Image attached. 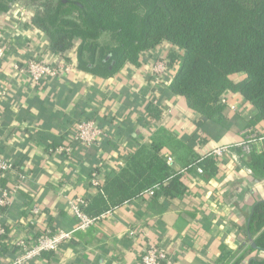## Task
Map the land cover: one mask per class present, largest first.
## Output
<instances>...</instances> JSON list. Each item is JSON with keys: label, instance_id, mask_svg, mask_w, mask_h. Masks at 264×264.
<instances>
[{"label": "crops", "instance_id": "crops-1", "mask_svg": "<svg viewBox=\"0 0 264 264\" xmlns=\"http://www.w3.org/2000/svg\"><path fill=\"white\" fill-rule=\"evenodd\" d=\"M35 14L32 7L15 5L0 16V31H16L7 35L13 37L10 50L18 60L37 53L55 59L45 34L33 26ZM168 48L145 55L140 67L129 65L108 80L79 70L76 48L62 56L73 62L74 74L36 89L9 67L3 73L0 65V85L8 88L9 95L0 105V159L15 163V171L0 172V185L10 186L19 175L25 177L18 197L0 212V227L6 229V235L0 236L6 237L0 241V264H8L20 254L22 240L29 241L45 230L71 231L77 220L69 200L82 197L93 208V200L99 196L106 208L98 213L106 217L76 235L57 254L42 256L34 264H142L140 252L149 245L167 251L166 264H237L240 256L243 261L239 264H249L250 259L264 257L249 249L252 243L244 232L252 206L264 200V180L253 177L249 159H242L238 150L218 166L214 176L200 177L194 171L185 176L186 193L173 197L140 195L116 206L113 195L103 197L91 187L95 166L104 165L108 183L131 169V157L156 141L159 131L167 130L177 139L194 133L206 137L204 145L194 148L198 155H205L217 146L238 143L241 131L251 126L256 109L238 93L229 94L233 104H241L239 110L225 105L224 121L209 122L197 130L194 119L198 116L185 99L162 92V107L167 111L149 123L150 98L156 97L149 83L150 63L166 55ZM83 118L110 131L102 147L77 145L69 158L50 153L51 146L61 144ZM256 127L264 129V123ZM161 154L175 158L168 146ZM184 157L181 161L175 158L176 171L187 166L190 153ZM35 207L41 214L32 224Z\"/></svg>", "mask_w": 264, "mask_h": 264}, {"label": "trees", "instance_id": "trees-1", "mask_svg": "<svg viewBox=\"0 0 264 264\" xmlns=\"http://www.w3.org/2000/svg\"><path fill=\"white\" fill-rule=\"evenodd\" d=\"M15 5L36 10L33 26L47 35L54 54L77 48L78 69L101 79H111L129 65L140 67L145 55L169 46V66L175 72L163 93L185 99L198 116L197 130L225 120L222 98L229 93L240 94L256 109L251 126L264 123V0H0V16ZM148 110L149 123L162 117L152 103ZM158 134L150 149L131 157V169L104 183L105 194L113 195L116 206L156 185L161 189L153 197L186 191L180 175L170 179L161 150L168 146L178 161L190 153L189 164L191 158L201 159L194 148L207 139L197 133L182 139L167 130ZM248 159L253 177L263 181L264 143L253 148ZM198 166L210 177L218 170L212 157ZM93 201L97 210L91 204L88 212L97 215L106 208L102 197ZM244 232L257 246L250 244L249 249L264 254V200L252 206ZM241 261L243 256L237 264ZM249 264H264V257Z\"/></svg>", "mask_w": 264, "mask_h": 264}, {"label": "built area", "instance_id": "built-area-1", "mask_svg": "<svg viewBox=\"0 0 264 264\" xmlns=\"http://www.w3.org/2000/svg\"><path fill=\"white\" fill-rule=\"evenodd\" d=\"M15 32L13 30L9 32L4 30V33L0 31V65H2L1 71L3 73L5 72L4 67L5 70L9 67L15 75L20 76L35 89L44 88L54 80H68L74 74L76 71L75 65L72 61L63 58V55H55L56 57L54 59L37 53L25 61L18 60L10 50L13 37L7 35ZM42 33L39 31V34ZM45 36L48 48L51 50L50 39L46 34ZM51 54L54 53L52 52ZM173 72H175V68H170L167 53L166 55L164 54L159 58L151 60L148 77L150 78V85L155 91L156 95L154 94V96L156 97L150 98V100L152 101L153 107L157 108L160 113L167 111L166 108L162 107L160 95L169 86ZM8 96V88L0 85V105L9 99ZM222 103L229 106L233 111L239 110L241 106V104L232 103L231 94H225L222 98ZM109 138L110 131L105 127H102L95 120L83 118L73 125L61 144L50 149V153L69 158L75 151L77 145L85 148H101ZM240 138V141L234 145L217 146L205 155H199L201 156L199 160H196L198 158L197 156V158H191V162L184 169L180 170V172L176 171L175 158L169 154L164 155L166 163L171 170L170 179L176 175H180L182 181H184L183 178L192 171L198 176L203 177L206 175V171L203 167L198 166V163L205 157L214 158L217 166H220L225 159L233 155L235 150H238L241 158L245 161L248 160L253 148L260 149L263 146L264 129L248 126L241 131ZM147 149L150 148L148 147ZM103 167L104 165L95 166L90 177V184L92 188L98 190L105 197L106 194L103 187L106 181V174H104L103 170L106 168ZM12 171H15V163L0 159V172L6 174ZM170 179L163 184H167ZM24 181L25 177L19 175L17 182L13 183L12 186L0 185V212L10 208L22 190ZM183 184L187 187L184 182ZM160 187V185L149 187L141 196L151 198L160 191ZM89 206V200L82 197L69 200L70 210L77 220L76 226L71 231L58 230L53 232L45 230L37 236L32 237V239H29V241H20L18 243V247L21 250L20 254L8 264H34L36 261L42 259L44 253H58L63 247L70 244L76 235L85 233L97 226L106 217V214H92L87 211ZM109 213H112V211H109ZM40 214V208L35 207L32 210V215L34 216V220L31 221L32 224H36L35 218ZM3 235H6V229L0 227V236ZM140 254L142 264H166L169 260L167 251L157 245L146 246L141 250Z\"/></svg>", "mask_w": 264, "mask_h": 264}, {"label": "water", "instance_id": "water-1", "mask_svg": "<svg viewBox=\"0 0 264 264\" xmlns=\"http://www.w3.org/2000/svg\"><path fill=\"white\" fill-rule=\"evenodd\" d=\"M250 241L252 243L253 248H256L257 246H256V244L253 242V240L251 238H250Z\"/></svg>", "mask_w": 264, "mask_h": 264}]
</instances>
